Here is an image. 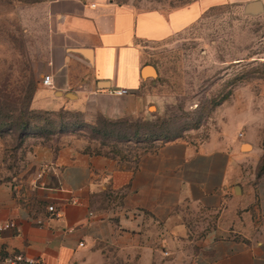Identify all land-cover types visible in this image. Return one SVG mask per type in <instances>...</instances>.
<instances>
[{
	"label": "crops",
	"instance_id": "1",
	"mask_svg": "<svg viewBox=\"0 0 264 264\" xmlns=\"http://www.w3.org/2000/svg\"><path fill=\"white\" fill-rule=\"evenodd\" d=\"M247 3L264 12V0H193L170 10L35 0L45 52L30 108L91 102L111 120L146 118L159 77L151 49L210 6ZM119 88L128 93L116 95ZM238 142L181 136L131 161L66 147L43 157L50 170L27 188L0 179V223L19 229L0 235V264L15 253L41 264H264V175L254 176Z\"/></svg>",
	"mask_w": 264,
	"mask_h": 264
},
{
	"label": "rangeland",
	"instance_id": "2",
	"mask_svg": "<svg viewBox=\"0 0 264 264\" xmlns=\"http://www.w3.org/2000/svg\"><path fill=\"white\" fill-rule=\"evenodd\" d=\"M34 1L0 0L1 180L33 185L50 170L43 157L52 159L66 147L131 161L161 141L214 135L242 142L244 162L255 177L264 175V12L208 7L188 29L151 49L159 77L156 105L148 110L155 113L110 122L90 111L91 102L85 110L30 108L45 52L42 15L30 9ZM101 1L170 10L193 0ZM16 124H24L25 133Z\"/></svg>",
	"mask_w": 264,
	"mask_h": 264
},
{
	"label": "built area",
	"instance_id": "3",
	"mask_svg": "<svg viewBox=\"0 0 264 264\" xmlns=\"http://www.w3.org/2000/svg\"><path fill=\"white\" fill-rule=\"evenodd\" d=\"M92 6H95V4H92ZM42 83L45 85H50L51 76L49 74L44 75L42 77ZM114 93L118 96H122L127 94L128 90L126 88H119L115 90ZM47 209L49 211H53L54 206L49 205ZM7 230H13L15 234L19 232L18 225L13 220H7L0 223V235ZM164 254H167V252H164ZM1 259L4 264H41L38 260L25 257V255L21 253L9 254L2 257Z\"/></svg>",
	"mask_w": 264,
	"mask_h": 264
},
{
	"label": "water",
	"instance_id": "4",
	"mask_svg": "<svg viewBox=\"0 0 264 264\" xmlns=\"http://www.w3.org/2000/svg\"><path fill=\"white\" fill-rule=\"evenodd\" d=\"M253 3H247V4H245V6H244V11L246 12V13H257V12H263V10L257 5L256 7H253V5H252ZM70 95H72V94H67V96L69 97ZM247 144H244V146H246ZM248 146V145H247ZM244 149H246V147L244 148Z\"/></svg>",
	"mask_w": 264,
	"mask_h": 264
},
{
	"label": "trees",
	"instance_id": "5",
	"mask_svg": "<svg viewBox=\"0 0 264 264\" xmlns=\"http://www.w3.org/2000/svg\"><path fill=\"white\" fill-rule=\"evenodd\" d=\"M37 111V110H36ZM39 111H42V112H44L45 110H39ZM102 117H104V116H102ZM105 119H108V118H106V117H104ZM133 118V117H132ZM130 119V118H129ZM135 119H137V118H135ZM140 119H142V118H140ZM110 122L111 121H113V120H111V119H108ZM117 120V119H116ZM0 124H1V122H0ZM18 127L20 126V127H22V132L21 133H25L24 131H25V125L24 124H16ZM177 137H179V136H177ZM177 137H174V138H177ZM173 138V139H174ZM95 153H99V152H95ZM258 177H260V176H258ZM2 257H4V256H2Z\"/></svg>",
	"mask_w": 264,
	"mask_h": 264
}]
</instances>
